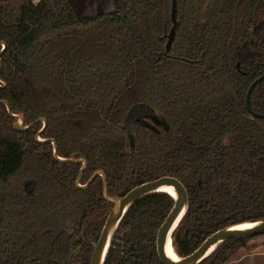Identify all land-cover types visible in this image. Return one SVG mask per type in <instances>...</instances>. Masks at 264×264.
Instances as JSON below:
<instances>
[{"label": "trees", "instance_id": "16d2710c", "mask_svg": "<svg viewBox=\"0 0 264 264\" xmlns=\"http://www.w3.org/2000/svg\"><path fill=\"white\" fill-rule=\"evenodd\" d=\"M14 1L0 0V264H90L114 206L101 175L80 186L98 170L112 198L162 176L185 185L181 257L264 220V118L246 106L264 74V0H114L87 17L71 0ZM251 106L264 115V79ZM174 204L165 191L136 202L104 264H163L157 236Z\"/></svg>", "mask_w": 264, "mask_h": 264}, {"label": "water", "instance_id": "95a60500", "mask_svg": "<svg viewBox=\"0 0 264 264\" xmlns=\"http://www.w3.org/2000/svg\"><path fill=\"white\" fill-rule=\"evenodd\" d=\"M263 79L264 74L257 78L251 84L246 95V106L248 111L254 116L260 118H264V115L253 111L251 106V94L255 86L260 83ZM13 115L18 116L16 114ZM18 117L20 118L21 125H24V118L22 116ZM44 124L46 125V121H44ZM53 143L55 156H57V158H59L60 160H66L57 155V144L55 141H53ZM69 160L83 161L84 165L82 169L87 164V161L84 158ZM97 175H101L103 177L105 198L110 201L114 206L105 222L99 240L95 244L90 264H104L107 252L111 246L115 233L124 216L126 215L127 211L143 197L155 191H162V188L165 186H170L174 188L177 191V194L176 196H173L171 194L175 198V204L158 231L157 251L159 258L163 264H201L219 245L229 239L247 238L250 236H255L264 233V220L251 222L256 223L257 225L246 229H237L235 228L237 225L222 228L208 236L205 241L193 253L185 257H181L175 251L172 240V234L187 211L189 205V193L185 185L179 179L173 176H162L155 180L147 181L145 183L137 185L120 198H112L108 193V183L106 174L102 170L96 171L85 185H79L82 187L88 186ZM169 241L175 254L178 256L177 260H172L168 255L167 245ZM79 251L80 249L76 250L75 253Z\"/></svg>", "mask_w": 264, "mask_h": 264}, {"label": "rangeland", "instance_id": "374dc122", "mask_svg": "<svg viewBox=\"0 0 264 264\" xmlns=\"http://www.w3.org/2000/svg\"><path fill=\"white\" fill-rule=\"evenodd\" d=\"M30 0H16L11 5L19 6ZM32 1V0H31ZM79 17H87L100 13L111 12L115 9L114 0H71ZM146 124L150 128L163 126L161 116L147 117ZM225 264H264V233L247 237L245 246L238 247L237 251Z\"/></svg>", "mask_w": 264, "mask_h": 264}, {"label": "bare ground", "instance_id": "6f19581e", "mask_svg": "<svg viewBox=\"0 0 264 264\" xmlns=\"http://www.w3.org/2000/svg\"><path fill=\"white\" fill-rule=\"evenodd\" d=\"M162 191H165V192H168L170 194H172L173 196H176L177 194V191L170 187V186H165L162 188ZM257 224L256 223H242V224H238L235 228L237 229H246V228H249V227H252V226H256ZM213 249V247H212ZM167 252H168V255L170 256V258L172 260H177L178 259V256L175 254L171 244H170V241L168 242V245H167Z\"/></svg>", "mask_w": 264, "mask_h": 264}, {"label": "built area", "instance_id": "2783aa9c", "mask_svg": "<svg viewBox=\"0 0 264 264\" xmlns=\"http://www.w3.org/2000/svg\"><path fill=\"white\" fill-rule=\"evenodd\" d=\"M41 0H32L34 4H38Z\"/></svg>", "mask_w": 264, "mask_h": 264}]
</instances>
